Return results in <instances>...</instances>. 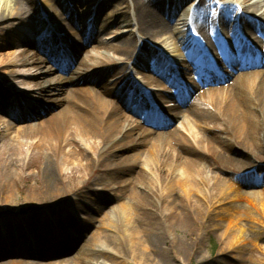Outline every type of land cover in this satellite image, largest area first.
<instances>
[{
  "label": "bare ground",
  "instance_id": "6f19581e",
  "mask_svg": "<svg viewBox=\"0 0 264 264\" xmlns=\"http://www.w3.org/2000/svg\"><path fill=\"white\" fill-rule=\"evenodd\" d=\"M63 1L0 0V136L8 138L14 147H18L23 144L25 135L30 133L35 135L39 132L38 141L28 145L43 152L47 161L43 168L44 184L32 193L33 199L52 201L50 205H59L66 201L65 207L72 210L78 208L82 211L83 207L80 204L95 202L93 194H97L100 196V203L95 212L102 214L105 206L112 202L106 194L112 186L117 188L118 198L142 204L139 189L144 184L152 186L154 182L143 170H137L141 144L144 140L150 139L153 148L156 147L158 139L155 137L154 128L159 124L155 117L160 116V113L166 116L163 123L166 126L173 125L182 118V129L175 128L165 135V148L169 151L165 155L171 158L173 151L176 155L171 162L173 171L179 167L176 165L179 159L185 160L184 176L178 181L184 192V200L171 202L172 208L173 205L180 206L179 209H173L176 213L170 214L167 218L175 222L176 216L179 215L177 213L182 211L184 224L192 230L201 228L202 221H215V218L220 217V222L228 224L231 229L227 233L232 234L226 235L231 238L226 247L219 251L217 260L220 264H237L247 260L253 251L247 246L245 222L264 225L257 215L259 207L264 209V198L257 194L242 195L241 181L229 184L226 179L218 176L213 179L212 188L216 190L210 192L212 188L210 182L208 184V178L200 182L195 179L196 176L202 175L200 165L206 159L227 162L231 170L242 172L252 157L264 158V45L257 46L251 40L254 36L247 35L246 44L251 48L250 54L240 59L231 52L233 51L231 47L230 51L225 50L223 53L219 49L223 43L221 34L237 41L240 39L238 29L251 32L253 35L258 33L264 37V14H258L261 2L131 0L144 41L140 43L132 35L124 36L115 46L100 44L90 51L94 29H91L92 31L85 29L79 16L78 20L75 18V10L73 9L72 13L73 11L62 3ZM72 1L75 0H70L71 4L74 3ZM87 1L76 2L83 4ZM54 2L62 3L66 14H70L69 21L74 29L82 27L85 38L77 36L79 30L68 29L62 21L60 12L51 7ZM112 4L116 6L111 18H116L117 21L125 20L127 15L124 10L129 8L128 0H103L97 14ZM182 8L184 19L179 17L177 19V13ZM237 10L239 14L234 18ZM32 12L40 13L38 15L40 23L50 22L53 25L50 28V35L35 42L27 41L25 43L27 50L16 56L12 48L18 46L25 37L21 27L33 15ZM93 13L94 5L86 14L92 16ZM252 15L256 17L252 18ZM190 16L193 23L192 37L186 36L182 31ZM233 18L236 20L231 26ZM173 23H176L177 27L172 26ZM65 39H70L75 45L70 49L65 45L55 48L57 44H63ZM156 43L165 47L164 54L153 48H146L149 44ZM203 46L215 51V56H210L208 61L205 60ZM63 49L69 51L68 60H64L62 56L65 52ZM139 50L141 53L132 64L134 73L123 77L127 71L126 64ZM103 51L104 53L111 51L121 58L110 59L102 53ZM43 55H47L48 59ZM183 55L186 57V63H194L197 66L195 75L201 89L197 94L198 102L193 104L190 100L196 96V89L190 86V74L186 70L180 71L177 65V61H181ZM95 59H100V62L91 65ZM18 67L23 71L14 70ZM99 70L103 72L102 76L97 73ZM169 72L178 73L184 83L175 104L174 100L170 101L172 103L165 102L167 93L178 87L175 82H172V86L164 82ZM16 76H19L23 86L18 92L14 90L13 85L7 84ZM104 76L118 77L116 84L109 86L108 79L106 80ZM163 83L164 87L158 85ZM223 84L225 86H222ZM31 91L39 92V96L35 98L29 96ZM156 110L160 113L157 114ZM136 117H140L141 120ZM3 118H8L12 122L6 123ZM145 126H150V129ZM261 131L263 136H260ZM83 142H88L90 149L83 148ZM132 143L136 144V148ZM159 151L155 149L151 151L154 160ZM2 155L0 149V157ZM159 162L157 161V166L161 168L156 171L163 173L164 164ZM10 164L4 168L5 178L0 185V198L3 197L2 201H6L0 208L3 206L5 209H12L13 198L20 193V188L17 187V169H14V164ZM68 170L71 171V178L73 174L84 173L80 186L72 187L71 192H68L66 185L60 181ZM92 172L97 173L93 184L101 181V174L110 172L112 175L113 172L115 175L113 184L102 185L101 192L96 191L90 184L85 185ZM159 176L160 179L164 177L163 174ZM152 189L157 193L156 185ZM70 196L77 198L70 200ZM153 196L155 197L154 192ZM226 201H230V205L223 207L222 204ZM243 202L250 203L248 205H251V209L240 208L239 204ZM217 205H222L223 209H218ZM119 207L123 221L122 235L109 236L98 232L89 240L83 234H76L74 231L75 236H66L68 243L72 244L67 243L61 247L63 251L55 249L49 253L44 251L36 253L32 246L16 248L21 241L19 238L23 227L19 226V238L18 236L16 239L10 238L11 220H0V258L30 256L41 260L40 263L17 261L5 264H58L52 262V259L73 253L77 256L71 259V264H93L89 260V253L98 245L117 250L115 251L117 257L108 252L96 254L106 260L104 263L112 261L118 264L122 260L123 246L129 245L137 251L142 249L148 254L149 259V251H158L150 235L151 232L155 234L158 230L156 217L145 211L138 212L126 203ZM60 211L63 210L59 209ZM221 211L224 213L222 216L219 214ZM59 212L54 214L56 220L51 221L54 228L56 224H61L59 225L61 227L67 225L68 228L75 222L73 216L69 214L65 218H60ZM112 214L111 210L103 217L101 229L112 228L114 223L111 219ZM148 220L156 224L155 227L154 224H148ZM26 221L32 226L31 220ZM53 233L57 232L53 230ZM82 238L84 240L80 241L79 245L78 242ZM47 239L50 241L51 237ZM7 240L11 241L6 242ZM201 241L197 238L195 242L202 244ZM236 244H240V247L235 246ZM76 248L77 253H74ZM192 250L184 248L182 254L191 257L196 253ZM252 256L254 258L256 255ZM123 257L125 258L124 254ZM252 264L260 263L255 260Z\"/></svg>",
  "mask_w": 264,
  "mask_h": 264
},
{
  "label": "rangeland",
  "instance_id": "374dc122",
  "mask_svg": "<svg viewBox=\"0 0 264 264\" xmlns=\"http://www.w3.org/2000/svg\"><path fill=\"white\" fill-rule=\"evenodd\" d=\"M78 0L72 1L74 3H70V0H64L62 3L65 4V7H68L69 10L74 13L75 10V18L78 20L81 19L83 27L85 29H94L93 30V43L89 47V50L96 49L100 44H103L105 46H115L118 44V40L121 37L124 36H130L136 37L139 42L141 43L144 41V36L139 31V23L136 20L134 16V9L133 4L131 0L129 1V8L125 9L124 6V12H126V18L125 20H119L117 21L116 18H111L112 12L115 10L116 4H112L111 6L107 7L103 12L100 14H97L99 11V5L100 2L103 0H88L86 3L80 4L76 2ZM215 2H220L219 0H214ZM254 1H260L261 4L259 5V15L264 14V0H254ZM62 3L60 2H54L51 4V7L58 10L61 14L62 21L68 29L70 30H79L77 33L78 37L85 38L84 29L82 27L80 29H74V26L69 21V15L66 14L64 9L62 8ZM92 5H94V13L92 16L87 15V10H92ZM74 9V10H73ZM69 11V12H70ZM183 8L177 13V19L183 18L184 19V13H182ZM32 16L26 20L23 24V27H21V30L25 32V37L22 38L21 43L16 46L13 50V53L16 54V56H19L23 51L27 50V47L25 43L27 41L35 42L40 39H44L50 35V28H52L53 25H51L50 22H47V24L40 23V19H38V15L40 13H33ZM238 10L234 14V18L237 16ZM74 16V15H73ZM256 15H252V18H255ZM43 18V15L40 17ZM232 19L231 26L234 25L236 19ZM192 16L187 18L186 27L182 30L184 34L188 37H192ZM168 25L171 26L169 23ZM106 28H103V27ZM172 26L177 27L176 23H173ZM92 27V28H91ZM34 28V29H33ZM54 28V27H53ZM181 28V27H178ZM91 31V30H90ZM242 31V30H241ZM242 34L245 35H252L254 37H251V40L256 43L257 46H263L264 45V37H262L258 33L251 32H245L242 31ZM224 39H226V35H222ZM63 44H57L55 48L64 47V45L69 49L72 48L75 43H70V39L63 40ZM85 43V41L83 42ZM146 48H153L159 52L164 51V46H160L159 43L152 44L147 46ZM148 50V49H147ZM202 50L207 55L215 56V53L212 49H208L207 47L203 46ZM63 58L64 60H68L70 58V54L68 50L63 49ZM186 52V51H185ZM184 52V54H185ZM103 54L107 55L110 59L117 60L118 58H121L119 56L114 55L113 52H102ZM141 53V50L137 52V54L133 57V59L128 62L127 71L125 72L123 77H127L130 75V73H134V69L132 67V64L135 62L136 57ZM101 54V52H100ZM164 54V52H163ZM200 54V53H199ZM15 56V57H16ZM45 58L48 59L47 55H43ZM98 56V55H97ZM202 57V55H201ZM100 58V56H98ZM97 62H100L99 60H93L91 62V65L97 64ZM177 65H179V70H186L190 75L189 79L191 81L190 86L192 88L196 89V96H193L190 100V102L197 103L198 98L197 94L200 93V86L198 82V78L195 75V68L197 67L194 63H186V57L183 55L181 61H177ZM181 67V68H180ZM202 67V66H201ZM14 70L17 71H23L22 68H14ZM97 73L102 76V71L99 70ZM127 75V76H126ZM166 77L168 78L169 82H175L178 87L172 88L171 92L167 93V100L165 102H170L171 100H174L178 97V94L182 90L183 87V79L182 76H179L178 73L175 72H169L166 74ZM104 78L108 79V85L114 86L116 84V80L118 77L109 76ZM10 86H14V90L20 91L23 86L21 79L19 76H16L12 78L8 83ZM160 87H164L163 84H158ZM222 86H225L223 84ZM114 88V87H113ZM29 96L38 97L39 92H29ZM148 98V97H147ZM172 98V99H168ZM175 104V103H174ZM207 108V107H206ZM152 109H148V111H151ZM156 113L159 114L160 112L156 110ZM149 114V112H148ZM166 116H164L162 113H160V116H156L157 123L159 125L154 128L155 137H157L158 142L155 144L156 147L153 148V142L149 140L143 141L141 144L140 149V163L137 166V170H143L146 174V176L154 182V184L151 186L150 184H144L142 185L139 191L141 194L139 195L141 199V203L137 201H132L130 199H123L118 198L117 194V188L110 186V190L106 192L107 198L112 201L110 205L105 206L103 209L102 214H96V209L100 203V196L97 194H93V198L96 200L95 202L87 203V204H80L83 208L80 211L78 208L69 209L65 207L67 205V202H63L59 205H50L52 201H41L39 198L36 199L32 197V193L37 190V188L42 187L44 184V178H43V168L44 164L46 163L47 159L43 152L39 151L38 149L31 147L29 144L35 143L39 139V132L30 133L25 135L23 138V144L19 145L18 147H14L12 143L8 140V138L4 136H0V149H2V156L0 157V185L4 181L5 173L4 168L8 165H11L10 163L14 164V169H17L18 172V186L20 188L19 195H15L12 202H14V206L16 209H5L3 206L0 208V220L4 219H10L9 226L11 227L10 235L12 237L10 238H19V230L20 227H23V232L21 233V241L18 245H16V248L20 247H26V246H32L33 250L38 252H48L57 249L58 251H63L61 247L65 246L67 244L68 238L66 236L73 237L75 236L73 233L74 231L76 234H83L87 239H92L93 236L98 232H103L106 235L109 236H118L119 234L122 235L123 232V224H122V216L119 212V206L121 204H128L132 206V208H135L138 210V212H148L152 213L156 217V222L159 225L154 224L153 222L149 221L148 224L151 223L154 224L153 226L158 228L156 230L155 234L150 233L152 243L154 244V247L158 249L157 252L149 251V259L148 254L144 253L142 249L139 251L132 249L129 245H124L123 251L121 252L125 255V258L123 257V254H121L122 260L118 262V264H220L218 259V253L220 250L224 249L226 245L228 244V241L231 237L226 236L227 234H232L231 232H228L231 230L228 226V224H225L223 221L220 222V217L215 218V221H202V227L201 228H194L190 229L184 224V219L182 216V211L177 213L179 214L176 216L177 220L169 221L167 218L170 214L176 213V210L173 209H179L178 206H174L173 208L171 206V202L176 200V202L180 201L183 202L184 200V192L179 187L178 181H180V178L183 177L184 173V165L185 160L179 159L177 166V170L175 169L173 171L171 162L174 161L173 157L174 154L171 155V158L167 157L165 155L166 152L169 153L166 147V136L168 133L172 132L175 128L182 129V118L178 119L175 124L173 125H165ZM6 123H11L12 120L8 118H3ZM136 119L141 120L140 117H136ZM146 128L150 129V126H145ZM33 136L30 138L29 136ZM160 135V136H159ZM260 136H263V131L260 132ZM29 137V138H28ZM135 143H132V146L136 148ZM83 148L90 149V144L88 142H83ZM155 149L158 152L156 155V160H154L151 157V151ZM165 150V152H164ZM157 161H160V164H164L163 173H160L161 171L157 172L156 170L161 168L160 166H157ZM249 165L246 167L245 171L242 172H236L234 170H231V166L227 162H219L214 161L210 159H206L202 162L200 165L202 167V175L196 176V181L200 182L202 179L208 178V184L210 182V187H213L214 178H217L218 176L224 178L227 180L229 184H234L238 181L242 182V195L245 194H257V196H261L264 198V158H257L252 157L250 160ZM156 168V169H155ZM173 172V175L171 173ZM110 173V172H109ZM101 174V181L96 182L93 184V181L95 178H97V173L92 172L91 176L86 180L85 185H91L96 191L101 192L103 189L102 185H108L113 184V177L115 175L111 174ZM84 173H77L73 174V178L70 177L71 171H67L66 174L60 179L66 187L67 191L71 192L72 187H79L81 184V177H83ZM163 174L164 177L160 179V176ZM83 185V186H85ZM157 186L158 190L157 193L152 189L154 186ZM174 187L175 192L172 193V188ZM216 189H211L210 192H214ZM153 192L155 193V197L153 196ZM172 194V195H171ZM119 195V194H118ZM160 196V197H159ZM3 198V197H1ZM0 198V206L4 205L5 202L2 201ZM77 196H70L69 199H76ZM99 200V201H98ZM70 202V201H68ZM230 201H226L222 205L223 207H227L230 204ZM66 204V205H65ZM237 204V203H236ZM250 203L243 202L242 204H239L240 208L243 209H251V205H248ZM222 205H217L216 207L218 209H223ZM4 209V210H3ZM59 209L63 210L59 212ZM259 212H257L258 218L264 222V209L262 207H259ZM59 212L60 218H65L68 214L73 216V219H75V222L71 223L68 228L67 225L61 227L59 225L61 224H54V226L51 225L52 222H54L55 216L54 214ZM112 210V216L111 219L113 220V226L110 229L102 228L101 229V221L103 220V217L110 213ZM114 211V212H113ZM220 211V210H219ZM220 216L224 215V213L219 212ZM27 220L32 221V226L28 225ZM142 220V218H141ZM50 221V223H49ZM52 221V222H51ZM247 225L246 228V239L248 240V249L253 251V254L256 256L253 258V254L245 259L241 263L237 264H252L253 261L257 260L260 264H264V225L257 223V222H245ZM216 225L218 226L216 228ZM120 228V229H119ZM153 228V227H152ZM19 229V230H18ZM57 233H53V230ZM101 229V230H100ZM66 231V232H64ZM62 232V233H60ZM72 233V234H71ZM57 235V236H56ZM82 235V236H83ZM56 236V237H55ZM83 236V237H84ZM51 237V240L48 241L47 238ZM197 238H200L202 244H197L195 241ZM258 239V240H257ZM84 240L82 238L79 240L78 244L81 245L80 241ZM11 240H7L6 242H9ZM151 241V240H150ZM72 244L68 243L67 245ZM240 244H236L235 246H239ZM190 248H189V247ZM240 247V246H239ZM188 248L189 251L199 252V254H196L191 257H185L183 253V249ZM78 248L74 251V253L77 251ZM117 250H113V247L108 249L106 246L100 247L97 245V247L92 250L91 253H89V260L92 261L93 264H115L112 261H107L108 263H104V259L99 258L97 256V252H108L111 255H114L117 257V254L115 253ZM77 253V252H76ZM76 254L70 253L66 256L61 255V257L53 258L52 262H56L58 264H71V259ZM77 256V255H76ZM153 258H150V257ZM205 260V261H204ZM22 262L25 261L27 263H40L41 260L36 257H26L23 256H15V257H9V258H0V264H5L7 262Z\"/></svg>",
  "mask_w": 264,
  "mask_h": 264
}]
</instances>
